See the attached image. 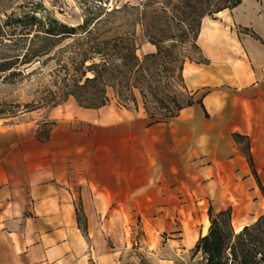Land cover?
I'll use <instances>...</instances> for the list:
<instances>
[{
    "label": "crops",
    "instance_id": "crops-1",
    "mask_svg": "<svg viewBox=\"0 0 264 264\" xmlns=\"http://www.w3.org/2000/svg\"><path fill=\"white\" fill-rule=\"evenodd\" d=\"M235 9L203 19L208 62L183 70L202 103L174 118L72 98L45 121L0 122V264H124L139 228L165 264H204L193 250L211 225L213 188L246 160V141L264 163V0Z\"/></svg>",
    "mask_w": 264,
    "mask_h": 264
},
{
    "label": "trees",
    "instance_id": "trees-1",
    "mask_svg": "<svg viewBox=\"0 0 264 264\" xmlns=\"http://www.w3.org/2000/svg\"><path fill=\"white\" fill-rule=\"evenodd\" d=\"M243 0H167L173 5L177 14L173 19L187 24L185 35H193L198 42L202 21L205 17L233 10ZM159 2L150 0L148 7ZM165 9V10H164ZM167 6L163 8L166 15ZM148 12L138 19L144 29L145 38L157 48L154 54L138 56L136 34L132 31L120 32L115 15H85L82 22L69 24L54 17L38 18L25 16L19 22L21 29L15 28L7 37L14 44L12 54L0 61V74L5 79L21 74V67L41 63L43 59L54 61L53 75L60 85L57 96L60 99L74 97L81 107L99 109L111 102L109 90L117 97L136 103L134 89L144 95V84L154 65H160L165 59L167 49V31H153ZM170 17V19H172ZM244 31L249 32L248 29ZM254 37H257L253 33ZM19 71V72H18ZM185 84V83H184ZM186 87V86H185ZM187 90V88H186ZM188 91V90H187ZM189 92V91H188ZM190 94L189 102L179 107L175 114L163 119L148 118L153 123L165 122L176 117L180 111L200 100ZM238 143L244 137L235 135ZM247 161L261 188L249 141L243 147ZM210 228L202 236L194 250V255L202 254L204 264H264V215L253 223L244 226L240 231L233 225L231 208L216 212L211 206L208 211ZM80 224L83 225V211L78 209Z\"/></svg>",
    "mask_w": 264,
    "mask_h": 264
},
{
    "label": "rangeland",
    "instance_id": "rangeland-1",
    "mask_svg": "<svg viewBox=\"0 0 264 264\" xmlns=\"http://www.w3.org/2000/svg\"><path fill=\"white\" fill-rule=\"evenodd\" d=\"M149 1L0 0V61L12 55L8 51L12 49L11 46L14 43L7 36L15 28L21 29L23 23L19 21L25 16L54 17L69 24H77L82 22L85 15L88 17L115 15L118 18L117 25L121 27L120 32L132 31L136 34L139 48L137 54L142 59L145 55L157 52V48L145 38L144 29L138 21L142 14L148 12L152 30L156 32L166 29L167 31V40L164 43L167 49L165 59L160 65H154L151 68L143 86L145 97L139 89H134L136 103L123 100L122 95L117 97L112 89L109 90V96L111 102L114 101L123 108L132 110L142 108L147 116L153 119L168 117L175 114L179 107L185 106L191 97L184 84V67L189 63L205 64L208 60L195 36L185 35L188 31L187 24L173 19L172 16L178 13L176 8L173 5H167V0H157L159 3L156 6L148 7ZM166 6L167 14L165 15L163 8ZM248 9L249 2L247 1L246 5L239 10L238 15H245V13L248 15ZM236 12V9H229L223 15H235ZM216 15L212 18L215 19ZM240 31L246 32L242 28ZM44 61L45 59L41 63L21 67V74L8 79L0 74V122L9 124H17L25 120L42 122L48 119L53 109L74 98L60 99L56 95L60 85L55 82L53 75L55 63L54 61L43 63ZM48 125L42 126V133L46 131ZM243 147H245L244 143ZM254 163L263 188L260 187L247 158L241 163L232 165L230 175L225 174L220 184V194H218L217 185L215 189L213 188L216 192L213 198L215 211L231 208L233 225L236 230L253 223L264 215V163L258 164V158L254 160ZM136 235L138 244L132 246L124 256V264L166 263L168 257L165 254L156 258L144 244H140L143 238L140 228ZM167 239V233L162 235L160 244L157 246L158 251L164 248ZM196 264L200 262L197 261Z\"/></svg>",
    "mask_w": 264,
    "mask_h": 264
},
{
    "label": "bare ground",
    "instance_id": "bare-ground-1",
    "mask_svg": "<svg viewBox=\"0 0 264 264\" xmlns=\"http://www.w3.org/2000/svg\"><path fill=\"white\" fill-rule=\"evenodd\" d=\"M224 12H226V10L225 11H222V12H220V13H218L217 15H223V13ZM206 31H210V29L208 28V27H205V32ZM206 230V229H205ZM241 229H238V231H240ZM206 232V231H205Z\"/></svg>",
    "mask_w": 264,
    "mask_h": 264
}]
</instances>
